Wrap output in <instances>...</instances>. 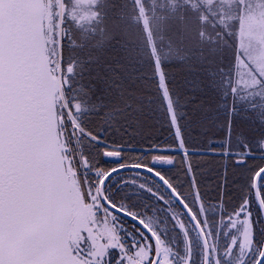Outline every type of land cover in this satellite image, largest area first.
Returning a JSON list of instances; mask_svg holds the SVG:
<instances>
[{
  "label": "snow or ice",
  "instance_id": "snow-or-ice-1",
  "mask_svg": "<svg viewBox=\"0 0 264 264\" xmlns=\"http://www.w3.org/2000/svg\"><path fill=\"white\" fill-rule=\"evenodd\" d=\"M11 7L12 0L0 5V264H45L35 255L38 236L32 219L41 188L26 89L10 49ZM108 44L104 56L93 57L85 46L77 52L67 33L59 41L61 159L65 170L75 173L85 202L94 205L99 217L111 213L134 225L131 235L122 231V243L135 252L147 241V264L164 260L154 232L161 239L169 233L172 240L185 236L169 214L173 210L186 218L190 237L199 238L207 224L217 253L205 256L201 241L189 256L181 243L175 259L232 264L228 249L233 220L239 217L252 230L243 264H264V204L256 202L253 188L259 174L264 191V106L259 98L242 102L221 78L222 65L214 68L211 61L187 65L177 75L156 60L146 64L118 39L109 38ZM241 121L253 125L256 134L250 135ZM237 188L247 191L233 203ZM153 214L164 230L156 226L149 231L140 222ZM221 221L219 232L211 228ZM113 252L107 264H126L119 248ZM77 253L90 259L83 242ZM232 253L239 254V243Z\"/></svg>",
  "mask_w": 264,
  "mask_h": 264
},
{
  "label": "water",
  "instance_id": "water-1",
  "mask_svg": "<svg viewBox=\"0 0 264 264\" xmlns=\"http://www.w3.org/2000/svg\"><path fill=\"white\" fill-rule=\"evenodd\" d=\"M7 22L11 27L10 49L21 73L27 94L31 120V150L38 172L41 198L32 219L38 236L35 255L45 264H89L74 255L75 247L94 240L89 226L88 208L75 173L66 171L61 153L63 135L58 117L59 83L53 72L54 59L48 48V13L45 0H12ZM4 0H0V5ZM3 21L0 12V22ZM255 177L256 202L264 204ZM247 240L252 244V230ZM206 255L208 247L201 230Z\"/></svg>",
  "mask_w": 264,
  "mask_h": 264
},
{
  "label": "rangeland",
  "instance_id": "rangeland-1",
  "mask_svg": "<svg viewBox=\"0 0 264 264\" xmlns=\"http://www.w3.org/2000/svg\"><path fill=\"white\" fill-rule=\"evenodd\" d=\"M45 0L46 11L48 13V22L51 23V33L47 26L48 48L49 54L55 63L53 72L58 78L59 83V105L63 99L61 92L60 79V38L66 33L71 40L75 33L74 27L79 30V21L89 13L98 12L103 15V34H105L108 27L117 22V25H122L120 18L114 16L113 21L110 18L115 11L108 9V0ZM112 1V0H111ZM121 1L122 5L119 9V15L123 22L125 17L133 19L135 26L141 30V26L146 32L147 37L152 40V33H156L160 27L166 24L167 20L171 18L170 14L175 10H179L175 4L180 0H116ZM192 9L200 11V5L204 4L206 10L216 13L215 25L210 27V23L201 20L204 23H199L198 27L186 29L185 32L193 37L195 34L209 36L210 40H218L226 42L224 35L219 34V38L213 34L219 32L218 27L228 30V35L233 34V57L236 59L235 70L229 77V85L233 90H242L245 102L248 103L251 96L257 98L264 96V0H187ZM76 2L78 4H76ZM162 2V4H160ZM92 4L90 8L83 10L84 5ZM171 6L169 9H166ZM80 8V9H79ZM165 8V9H164ZM91 14V13H90ZM168 15V16H167ZM166 17V18H165ZM141 26H138L140 25ZM208 24V25H207ZM66 25V27H65ZM114 30L113 25L110 27ZM214 28H217L216 30ZM66 29V30H65ZM119 32L123 34V28L118 27ZM213 33V34H212ZM108 34V33H107ZM212 35V36H211ZM56 38V43L53 39ZM225 40V41H224ZM55 44V45H54ZM152 52L154 49L152 47ZM246 96L248 98H246ZM256 97H254L256 99ZM252 98V99H254ZM250 99V100H252ZM90 208V207H89Z\"/></svg>",
  "mask_w": 264,
  "mask_h": 264
},
{
  "label": "trees",
  "instance_id": "trees-1",
  "mask_svg": "<svg viewBox=\"0 0 264 264\" xmlns=\"http://www.w3.org/2000/svg\"><path fill=\"white\" fill-rule=\"evenodd\" d=\"M189 3L190 1H188L187 4V0H180L179 3L175 4L176 7L174 8L179 10H175L172 14H170V16L172 15L171 18L167 20L163 28L160 27L159 30H156L155 34L152 33L153 39L150 40L141 24L138 25L141 26V30H138L135 26V23L137 22H133V19L125 17V22H123L118 12L119 9L122 8L121 1L108 0V9L115 11L108 19L113 21L114 16H116L120 18L122 25H117V22H113V24H111L107 29L109 32L103 34V25H105L102 22L103 15L100 14L101 12L98 13L95 11L92 13L91 11V14L89 13V15H85L83 19H80V23L78 24L79 30L74 27L73 32L75 35H73V38L71 39L72 44L76 46L77 52H79L81 46H85V53L92 55L93 57H102L106 54L107 49L110 47L108 44L109 38H112L113 40L118 39L122 44H125L130 48H134L135 51L142 56L146 64H150L153 60H156L160 62L162 67L168 72L177 75H181L187 65L196 67L200 66L202 61H211L214 68L222 65L221 78H226L225 83L229 85V77L235 70L237 62L233 57V34L228 35L227 29L220 30L218 27L219 32L217 31L216 35L212 34L216 37V39L219 38V34H225L224 36L227 39L226 42L220 41V43H218V40H210L209 36H205L201 34V32L199 34H195V37L185 32L186 29L198 27L197 25L199 23H204L201 21L205 20L204 18H207L205 22L207 21L210 23V27H212L213 24L215 25L216 20H219L215 19L217 14L206 10L207 8L204 4H201L199 9L200 11H197V9H192ZM160 4H162V2ZM170 7L171 6H168L166 9H169ZM112 25L114 30H111L110 28ZM47 26L49 27V31L51 33L52 25L50 21L47 23ZM120 26L123 28V34H121L118 30V27ZM70 28L71 27L67 28V30L65 29L67 35H69L68 30ZM214 29L216 30L217 28ZM53 43H56V38L53 39ZM151 44L154 52L151 51ZM94 46L99 48V51H92ZM181 61H184V63L181 64ZM80 68L81 64L78 57L76 70L80 71ZM233 92L242 102H245V97L243 96L246 94L242 93V90H233ZM254 97L251 96L247 99L249 101L248 103L257 100V97L256 99ZM246 98L248 97L246 96ZM259 101L262 103V106H264V96L259 97ZM240 123L241 127L244 128L250 135L256 134L252 131L253 125L249 124L248 121H241ZM245 191L247 190L243 188L234 189L235 197L232 202L235 203V198H238ZM248 194L251 195L252 193L249 192ZM261 195L264 201V191H261Z\"/></svg>",
  "mask_w": 264,
  "mask_h": 264
},
{
  "label": "flooded vegetation",
  "instance_id": "flooded-vegetation-1",
  "mask_svg": "<svg viewBox=\"0 0 264 264\" xmlns=\"http://www.w3.org/2000/svg\"><path fill=\"white\" fill-rule=\"evenodd\" d=\"M75 1L79 3L78 0ZM77 2L76 4H78ZM91 5L92 4L89 5V3L84 5L83 10L90 8ZM82 195L84 199L83 192ZM85 204L88 208L89 226L94 232V240H90L85 236L83 246L84 250L89 254L90 259L77 253L81 259L87 260L89 264H107L108 257L115 255L113 249L119 248L122 255L126 258V264H147V260L151 252V245L147 241L141 244L140 247L136 248L135 252L127 249V246L122 243V231L127 230V234L131 235L134 225L128 224V221L121 220V218L116 217L111 213H107L104 217H99L93 204L86 202ZM169 214L173 215V218L177 220V227L180 228L181 232L185 233V236L182 238L179 234H177L175 239L172 240L171 233H169V237L161 239L159 235L154 232L153 235L156 239L158 255L164 258L162 264H187L184 257L175 259L177 251L176 245L183 243L185 250L190 256L194 251V248L199 247L202 241L201 234L199 238L195 236L190 237L189 228L191 226L186 223V218H183L182 214L176 210H173ZM140 222L144 224V227L148 228L149 231H152L156 226H159L162 230H164L166 227L164 224L159 223V220L155 214L144 217ZM223 223V221H221L218 225L216 223H212L211 228L219 232L221 229H223ZM197 227H199V225H197ZM232 228H235V234L231 237L232 244L228 249V255L232 259V264H243L247 253L251 250L252 244L249 245L247 240V232L248 229L251 228L248 225L247 220L241 221L239 217L234 218ZM201 230L205 235L206 244L208 247L207 254H217L216 248L214 247L216 238L208 234L209 226L206 224ZM135 231L139 232V229H136ZM229 231H231V229H229ZM225 235H227V233H225ZM237 243H239V254L233 255L232 248H234ZM80 244L75 247V251L80 246ZM204 253H206L205 247ZM205 256L207 255L205 254Z\"/></svg>",
  "mask_w": 264,
  "mask_h": 264
}]
</instances>
